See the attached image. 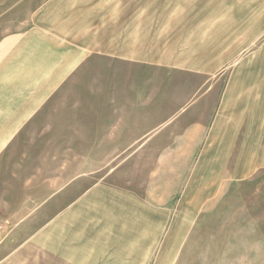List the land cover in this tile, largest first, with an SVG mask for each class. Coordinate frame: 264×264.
<instances>
[{"label":"crops","instance_id":"1","mask_svg":"<svg viewBox=\"0 0 264 264\" xmlns=\"http://www.w3.org/2000/svg\"><path fill=\"white\" fill-rule=\"evenodd\" d=\"M204 7L205 0H0V264H28L32 254L59 264H150L172 190H157L154 156L143 165L128 156L108 169L107 154L168 151L178 138L195 153L207 134L158 128L172 103L141 98L140 84H224L217 122L246 84H264V0H243L244 31L217 32L208 48L187 31ZM75 84L127 92L100 102L109 111H87L80 177ZM208 135L213 147L220 129ZM217 161L202 155L194 180L213 186Z\"/></svg>","mask_w":264,"mask_h":264},{"label":"rangeland","instance_id":"2","mask_svg":"<svg viewBox=\"0 0 264 264\" xmlns=\"http://www.w3.org/2000/svg\"><path fill=\"white\" fill-rule=\"evenodd\" d=\"M215 1L218 7L213 8ZM232 1L233 4L231 0H205L200 22L189 23L188 33L201 36L206 48L217 32L242 33L243 0ZM255 28L252 26L253 33ZM163 85L155 84L151 89L148 84H140L139 88L141 98L150 95L157 102L172 103L171 119L156 122L157 127L179 132L203 129L207 134L203 145L195 153H187L178 138L181 142L168 151L107 154L108 169L128 156H138L140 165L147 163L148 155L150 160L154 156L157 190H172V199L166 202L171 209L164 217L157 216L155 252L150 264H264V84H246L245 95L234 96L229 112L221 115L218 122L217 95L222 94L224 84L199 89H189L190 84ZM126 95V90L117 89L116 84H75V89L70 90L76 101V135L71 139L75 141L72 155L77 177L87 175V167L82 166L87 161V111L100 112L101 107L109 111L113 106L100 102ZM206 101L210 103L195 104ZM191 110L198 113H194L195 119L188 120L187 112ZM215 128L220 129L221 136L212 147L214 138L208 134ZM212 152L218 159V176L213 186L202 185L198 174L194 180L195 166L202 155L211 156ZM164 203L156 200L157 207ZM0 226L1 239L4 227L2 223ZM29 257L32 259L28 264H59L42 255Z\"/></svg>","mask_w":264,"mask_h":264}]
</instances>
